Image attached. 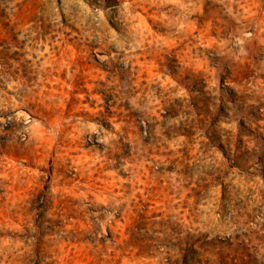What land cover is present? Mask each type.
Masks as SVG:
<instances>
[{"label": "rangeland", "instance_id": "rangeland-1", "mask_svg": "<svg viewBox=\"0 0 264 264\" xmlns=\"http://www.w3.org/2000/svg\"><path fill=\"white\" fill-rule=\"evenodd\" d=\"M0 264H264V0H0Z\"/></svg>", "mask_w": 264, "mask_h": 264}]
</instances>
